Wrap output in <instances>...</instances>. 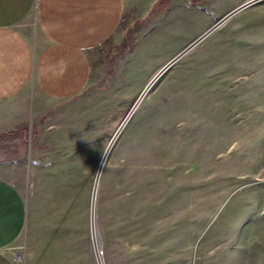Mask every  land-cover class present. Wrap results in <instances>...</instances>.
<instances>
[{
	"label": "rangeland",
	"instance_id": "rangeland-1",
	"mask_svg": "<svg viewBox=\"0 0 264 264\" xmlns=\"http://www.w3.org/2000/svg\"><path fill=\"white\" fill-rule=\"evenodd\" d=\"M248 1H188L126 21L91 87L60 114L75 119L72 142L61 122L43 215L46 227L79 230L70 264H264V0L188 50ZM29 145L0 140L21 190Z\"/></svg>",
	"mask_w": 264,
	"mask_h": 264
},
{
	"label": "crops",
	"instance_id": "crops-1",
	"mask_svg": "<svg viewBox=\"0 0 264 264\" xmlns=\"http://www.w3.org/2000/svg\"><path fill=\"white\" fill-rule=\"evenodd\" d=\"M188 1L0 0V140L30 141L22 190L0 163V264H70L74 245L78 259L79 230L44 225L45 157L61 150L51 145L57 125H67L71 143L75 122L60 114L91 87L108 47L125 39L126 21L132 25ZM97 235L92 230L100 243Z\"/></svg>",
	"mask_w": 264,
	"mask_h": 264
},
{
	"label": "water",
	"instance_id": "water-1",
	"mask_svg": "<svg viewBox=\"0 0 264 264\" xmlns=\"http://www.w3.org/2000/svg\"><path fill=\"white\" fill-rule=\"evenodd\" d=\"M258 0H251V1H248L246 3H244L243 5L239 6L238 8L234 9L232 12H230L229 14H227L225 17H223L216 25H214L212 28H210L206 33H204L201 37H199L197 40H195L191 45L190 47L188 48L191 49L192 47H194L197 43H199L204 37L206 34H209L211 31H213L217 26H219L220 24H222L223 22H225L228 18H230L232 15H234L235 13H237L238 11L254 4L255 2H257ZM178 59V58H177ZM176 61V60H175ZM175 61L169 63L165 69L163 70V73L166 72L167 70H169V68L175 63Z\"/></svg>",
	"mask_w": 264,
	"mask_h": 264
},
{
	"label": "bare ground",
	"instance_id": "bare-ground-1",
	"mask_svg": "<svg viewBox=\"0 0 264 264\" xmlns=\"http://www.w3.org/2000/svg\"><path fill=\"white\" fill-rule=\"evenodd\" d=\"M208 34H206L205 36H207ZM205 38V37H204ZM182 53V52H181ZM180 53V54H181ZM185 53H183L182 55H181V57L184 55ZM180 57V58H181ZM178 58V56H176L172 61H170L169 63H171V62H173V61H175V60H178L177 59ZM179 58V59H180ZM176 62V61H175ZM168 63V64H169ZM167 64V65H168ZM166 65V66H167ZM165 66V67H166ZM165 67L154 77V79L151 81V83H150V85L147 87V89L145 90V92L142 94V96H141V98H140V100L137 102V104H136V106L137 105H139V103L141 102V100L146 96V94H147V92H148V90H149V88H152L153 87V85L162 77V75H164L166 72H164L163 73V70L165 69ZM111 148H112V146H110V147H108V149L105 151V154H104V156H103V158H102V160H101V163H100V170L104 167V164H105V162H106V160H107V158H108V155L110 154V151H111ZM98 236V235H97Z\"/></svg>",
	"mask_w": 264,
	"mask_h": 264
},
{
	"label": "trees",
	"instance_id": "trees-1",
	"mask_svg": "<svg viewBox=\"0 0 264 264\" xmlns=\"http://www.w3.org/2000/svg\"><path fill=\"white\" fill-rule=\"evenodd\" d=\"M192 3H194V4H199L200 3V1H204V0H190Z\"/></svg>",
	"mask_w": 264,
	"mask_h": 264
}]
</instances>
